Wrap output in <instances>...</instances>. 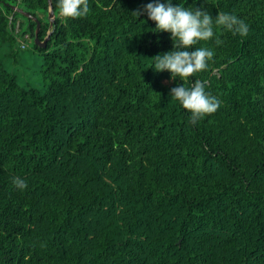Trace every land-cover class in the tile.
<instances>
[{
  "label": "trees",
  "instance_id": "1",
  "mask_svg": "<svg viewBox=\"0 0 264 264\" xmlns=\"http://www.w3.org/2000/svg\"><path fill=\"white\" fill-rule=\"evenodd\" d=\"M148 2L64 18L53 0L51 24L49 0H0V264H264V0H195L249 24L193 46L220 101L196 119L150 67L172 42L128 13Z\"/></svg>",
  "mask_w": 264,
  "mask_h": 264
},
{
  "label": "clouds",
  "instance_id": "2",
  "mask_svg": "<svg viewBox=\"0 0 264 264\" xmlns=\"http://www.w3.org/2000/svg\"><path fill=\"white\" fill-rule=\"evenodd\" d=\"M56 5L59 15L64 18L83 17L89 12L87 0H56ZM128 13L133 20L145 14L147 20L154 22L149 31L169 34L171 50L152 56L150 66L156 72L167 71L170 79L182 82L172 87L168 96L177 101L192 119L214 112L220 101L205 90L202 81L192 78L194 73L208 67L214 51L206 46H193L215 38L214 26L243 37L249 31V24L231 12L218 11L213 17L206 7H197L195 0L191 6H185V0L177 3L173 0H149L142 8ZM215 43L219 45L222 41L215 38ZM189 79L191 85L186 87L183 81ZM11 182L20 190L27 186L26 180L19 176L12 177Z\"/></svg>",
  "mask_w": 264,
  "mask_h": 264
},
{
  "label": "water",
  "instance_id": "3",
  "mask_svg": "<svg viewBox=\"0 0 264 264\" xmlns=\"http://www.w3.org/2000/svg\"><path fill=\"white\" fill-rule=\"evenodd\" d=\"M49 7H50L49 8L50 23L53 24L54 21H55V12H54V8H53V0H49ZM13 9L15 11L20 12L21 14L33 19L35 22H37L36 38H35L36 44H38L42 48L47 47V43H48V41L50 39V36H47L44 39V41H41L39 39V32H40V29H41V23H40L39 19L37 17L32 16L30 13L25 12L23 9H21L19 7L14 6Z\"/></svg>",
  "mask_w": 264,
  "mask_h": 264
},
{
  "label": "rangeland",
  "instance_id": "4",
  "mask_svg": "<svg viewBox=\"0 0 264 264\" xmlns=\"http://www.w3.org/2000/svg\"><path fill=\"white\" fill-rule=\"evenodd\" d=\"M33 43L31 39L28 40V48L22 53V55L27 56L30 60H24L23 64L20 65L22 69L26 68L29 65V72L32 74V71L38 70L41 64V57L39 54L35 53L33 50Z\"/></svg>",
  "mask_w": 264,
  "mask_h": 264
},
{
  "label": "built area",
  "instance_id": "5",
  "mask_svg": "<svg viewBox=\"0 0 264 264\" xmlns=\"http://www.w3.org/2000/svg\"><path fill=\"white\" fill-rule=\"evenodd\" d=\"M22 39H19V41L21 42V47L22 48H25L26 47V44L23 42V41H21Z\"/></svg>",
  "mask_w": 264,
  "mask_h": 264
}]
</instances>
